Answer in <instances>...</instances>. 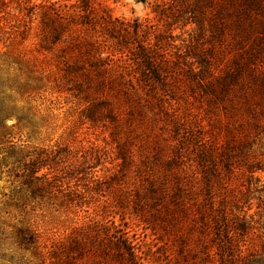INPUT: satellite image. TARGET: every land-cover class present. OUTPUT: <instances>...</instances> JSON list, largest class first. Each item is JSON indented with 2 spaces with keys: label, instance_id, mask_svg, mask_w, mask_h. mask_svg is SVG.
<instances>
[{
  "label": "trees",
  "instance_id": "1",
  "mask_svg": "<svg viewBox=\"0 0 264 264\" xmlns=\"http://www.w3.org/2000/svg\"><path fill=\"white\" fill-rule=\"evenodd\" d=\"M8 3L24 13H10ZM152 13L165 25L196 14L201 35L230 37L237 46L219 69L220 52L171 54V32L157 33L148 19L113 17L99 0H0V37L10 42L0 52V130L8 119L27 120L13 93L67 94L87 104L83 118L107 115L113 123L118 187H110L103 209L129 205L145 230L166 236L165 245L178 242L182 264H251L264 256V238L260 247L253 242L256 214L249 213L252 193L258 208L264 205V0H162ZM31 38V46L16 48ZM189 98L199 99L202 112ZM0 145L17 163L29 156L10 140L0 138ZM31 168L35 200L55 186ZM14 240L45 262L38 229L28 223ZM59 250L73 262L49 264H145L114 217L89 220Z\"/></svg>",
  "mask_w": 264,
  "mask_h": 264
},
{
  "label": "rangeland",
  "instance_id": "2",
  "mask_svg": "<svg viewBox=\"0 0 264 264\" xmlns=\"http://www.w3.org/2000/svg\"><path fill=\"white\" fill-rule=\"evenodd\" d=\"M99 1L108 7L113 17L129 21L148 19L155 25V30H159L157 33L171 32L174 36V46L169 48L171 54L179 51L193 57L202 47L212 48L216 56L221 53L216 63L221 69L224 68L221 61L224 62L223 59L229 56L228 52L237 46L230 37L221 42L211 37L210 33L201 35L195 23L196 14L188 13L182 22L165 25L152 13L155 1L162 0ZM7 11L16 15L24 13H20L15 3H8ZM185 23L188 24L182 27ZM4 24L6 22H2ZM0 39V52H4L10 42L3 37ZM33 43L31 38L16 48H28ZM262 43L264 45V41ZM12 95L14 103L27 115V120L16 125V118L8 119V128L0 130V138L12 141L16 147H25L29 156L17 163L14 155L8 154L7 145H0V264H49L48 261L57 260L73 262L70 257L60 253V245L73 235L76 228L89 220L105 221L113 217L116 224L126 229L129 237L140 246L139 254L145 258V264H182L179 262L178 242L170 239L165 245L166 236L159 237L158 233L145 230L129 205L126 208L128 211L114 208L113 203L103 209L104 201L112 200L110 187H118V179H114L118 174V163L114 161L116 150L109 135L113 123L107 115L99 116L96 122L83 118L82 110L87 104L67 94L41 91L29 98ZM189 99L190 107L202 112L199 99ZM181 105L184 106V102ZM34 161L37 162L32 166ZM31 167H35V171L40 170L38 176L46 174L48 182L55 186L35 200L29 198L27 184L32 175ZM94 177L96 181H93ZM259 177V186H264V172ZM77 195L84 196V199L80 200ZM252 196L254 199L249 213L256 214L254 220L259 229L253 235V242L260 247L264 238V205L258 208L256 197L259 194L254 192ZM20 202L21 208H15V203ZM28 223L40 232L45 262L20 249L15 243V231ZM252 260L251 264H264V256H255Z\"/></svg>",
  "mask_w": 264,
  "mask_h": 264
}]
</instances>
